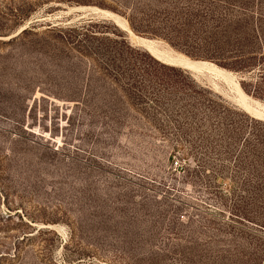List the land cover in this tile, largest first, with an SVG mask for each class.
<instances>
[{"label": "rangeland", "instance_id": "1", "mask_svg": "<svg viewBox=\"0 0 264 264\" xmlns=\"http://www.w3.org/2000/svg\"><path fill=\"white\" fill-rule=\"evenodd\" d=\"M240 2L0 0V264H264V120L206 72L117 71L109 39L150 54L102 12L217 65Z\"/></svg>", "mask_w": 264, "mask_h": 264}, {"label": "trees", "instance_id": "2", "mask_svg": "<svg viewBox=\"0 0 264 264\" xmlns=\"http://www.w3.org/2000/svg\"><path fill=\"white\" fill-rule=\"evenodd\" d=\"M262 5L263 1L260 0L258 8L253 10L249 3L240 2L238 8L243 12L242 19L215 26L212 33L214 37L208 45L210 54L207 58L226 70L246 73L247 78L240 82L241 88L248 95L264 100V7ZM133 15L134 10L131 9L126 16L134 31L160 34L170 43H174L171 38L158 30L146 31L148 28L135 24ZM81 30L69 31L75 32V37L79 34L84 36L83 41L88 40L89 37L96 38L88 34V29L84 32ZM109 42L110 45L106 49L110 55L109 63L117 71L149 74L153 69L174 70L172 66L161 63L146 52L130 46L125 39H109Z\"/></svg>", "mask_w": 264, "mask_h": 264}, {"label": "bare ground", "instance_id": "3", "mask_svg": "<svg viewBox=\"0 0 264 264\" xmlns=\"http://www.w3.org/2000/svg\"><path fill=\"white\" fill-rule=\"evenodd\" d=\"M102 12L105 15L111 17L117 25L131 34L132 39L137 44L143 46L149 52V54L154 58H157V60H160L161 62L166 64L183 67L195 72H206L215 79L223 80L236 93L237 101H239L244 106L245 110L248 113H250L256 119L264 120V106L242 91L239 82L233 72L221 68L208 61L191 60L182 53L176 52L172 49H165L160 47L158 45V42L155 40L137 37L132 34V31L127 27L126 21L124 19H121L118 15L108 11L102 10ZM212 84L215 89H219V86L214 80H212ZM250 101L255 102L256 105H251Z\"/></svg>", "mask_w": 264, "mask_h": 264}, {"label": "water", "instance_id": "4", "mask_svg": "<svg viewBox=\"0 0 264 264\" xmlns=\"http://www.w3.org/2000/svg\"><path fill=\"white\" fill-rule=\"evenodd\" d=\"M157 59V58H156Z\"/></svg>", "mask_w": 264, "mask_h": 264}]
</instances>
